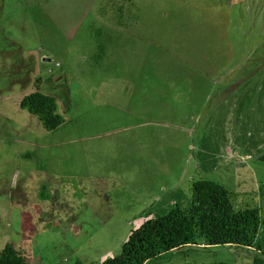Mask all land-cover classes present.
I'll list each match as a JSON object with an SVG mask.
<instances>
[{
	"label": "rangeland",
	"instance_id": "obj_1",
	"mask_svg": "<svg viewBox=\"0 0 264 264\" xmlns=\"http://www.w3.org/2000/svg\"><path fill=\"white\" fill-rule=\"evenodd\" d=\"M34 91L56 100V130L19 107ZM261 156L264 0H0V254L98 264L198 179L264 225ZM252 250L145 264H249Z\"/></svg>",
	"mask_w": 264,
	"mask_h": 264
},
{
	"label": "trees",
	"instance_id": "obj_2",
	"mask_svg": "<svg viewBox=\"0 0 264 264\" xmlns=\"http://www.w3.org/2000/svg\"><path fill=\"white\" fill-rule=\"evenodd\" d=\"M60 67V66H59ZM36 86H38L36 84ZM21 109L35 115L42 126L56 130L63 124L53 97L34 91L23 96L18 103ZM256 135L252 132L249 137ZM260 161L264 163V156ZM45 184H41L40 196L46 200ZM258 196L263 199L264 189L258 187ZM188 203H178L161 215L145 220L131 231L122 245L120 254L98 264H145L161 257L165 252L184 246H234L253 249L255 253L249 264H264V235L259 237L262 225L258 208L235 210L229 192L219 182L198 179L190 185ZM254 194V192L252 193ZM201 238L205 243H196ZM0 264H26L25 258L11 245H6L0 254Z\"/></svg>",
	"mask_w": 264,
	"mask_h": 264
},
{
	"label": "clouds",
	"instance_id": "obj_3",
	"mask_svg": "<svg viewBox=\"0 0 264 264\" xmlns=\"http://www.w3.org/2000/svg\"><path fill=\"white\" fill-rule=\"evenodd\" d=\"M204 246H205V245H202V244H201V247H204Z\"/></svg>",
	"mask_w": 264,
	"mask_h": 264
},
{
	"label": "water",
	"instance_id": "obj_4",
	"mask_svg": "<svg viewBox=\"0 0 264 264\" xmlns=\"http://www.w3.org/2000/svg\"><path fill=\"white\" fill-rule=\"evenodd\" d=\"M48 60V59H47Z\"/></svg>",
	"mask_w": 264,
	"mask_h": 264
}]
</instances>
